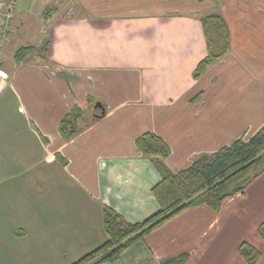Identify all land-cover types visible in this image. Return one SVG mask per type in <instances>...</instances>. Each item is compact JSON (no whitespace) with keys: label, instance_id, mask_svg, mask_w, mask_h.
I'll list each match as a JSON object with an SVG mask.
<instances>
[{"label":"crops","instance_id":"obj_1","mask_svg":"<svg viewBox=\"0 0 264 264\" xmlns=\"http://www.w3.org/2000/svg\"><path fill=\"white\" fill-rule=\"evenodd\" d=\"M210 14L230 48L196 77ZM76 105L86 122L67 140ZM263 126L264 0H18L0 47V264H71L107 240L106 208L132 223L158 212L142 133L169 142L177 171ZM263 222L264 172L219 211L188 207L101 264H246L243 242L264 264Z\"/></svg>","mask_w":264,"mask_h":264},{"label":"trees","instance_id":"obj_2","mask_svg":"<svg viewBox=\"0 0 264 264\" xmlns=\"http://www.w3.org/2000/svg\"><path fill=\"white\" fill-rule=\"evenodd\" d=\"M203 20L209 53L198 64L194 72L196 77L229 50L231 40L229 27L220 15L210 14ZM31 49L20 48L15 56L17 62L23 61ZM86 113L76 105L65 114L59 126L65 139L70 140L81 131ZM136 145L153 160L161 173V180L152 189L160 209L145 220L132 223L112 208H106L107 240L71 264L114 262L132 243L188 207L206 204L219 211L227 197L244 192L249 183L264 172V126L248 138L242 135L216 151L200 154L189 166L177 171L166 162L172 149L163 136L147 131L137 137ZM259 234L264 238V222L259 227ZM239 250L246 264H256L260 259V251L248 242H243Z\"/></svg>","mask_w":264,"mask_h":264},{"label":"built area","instance_id":"obj_3","mask_svg":"<svg viewBox=\"0 0 264 264\" xmlns=\"http://www.w3.org/2000/svg\"><path fill=\"white\" fill-rule=\"evenodd\" d=\"M18 0H0V15L2 16V36L0 38V47L9 37L14 21V10Z\"/></svg>","mask_w":264,"mask_h":264},{"label":"water","instance_id":"obj_4","mask_svg":"<svg viewBox=\"0 0 264 264\" xmlns=\"http://www.w3.org/2000/svg\"><path fill=\"white\" fill-rule=\"evenodd\" d=\"M96 106H100L101 107L102 104L100 102H98ZM104 112H105V110L103 109L101 114H104Z\"/></svg>","mask_w":264,"mask_h":264},{"label":"rangeland","instance_id":"obj_5","mask_svg":"<svg viewBox=\"0 0 264 264\" xmlns=\"http://www.w3.org/2000/svg\"><path fill=\"white\" fill-rule=\"evenodd\" d=\"M88 252H89V251H88ZM86 253H87V252H86ZM66 254H68L67 256H70L71 253L69 252V253H66ZM84 254H85V253H84ZM84 254H83V255H84Z\"/></svg>","mask_w":264,"mask_h":264}]
</instances>
